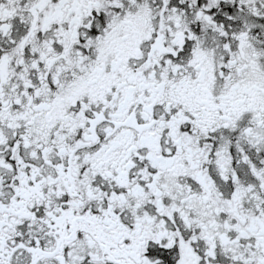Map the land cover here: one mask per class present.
<instances>
[{"label": "snow or ice", "instance_id": "6c2138e0", "mask_svg": "<svg viewBox=\"0 0 264 264\" xmlns=\"http://www.w3.org/2000/svg\"><path fill=\"white\" fill-rule=\"evenodd\" d=\"M0 264H264V0H0Z\"/></svg>", "mask_w": 264, "mask_h": 264}]
</instances>
